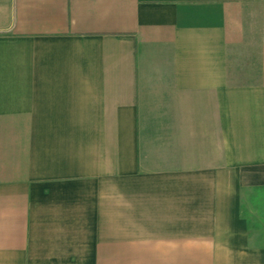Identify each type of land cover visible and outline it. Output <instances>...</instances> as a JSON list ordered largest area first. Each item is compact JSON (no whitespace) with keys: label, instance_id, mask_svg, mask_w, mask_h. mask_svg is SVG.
I'll return each instance as SVG.
<instances>
[{"label":"crops","instance_id":"crops-1","mask_svg":"<svg viewBox=\"0 0 264 264\" xmlns=\"http://www.w3.org/2000/svg\"><path fill=\"white\" fill-rule=\"evenodd\" d=\"M253 190L264 0H0V264H264Z\"/></svg>","mask_w":264,"mask_h":264},{"label":"rangeland","instance_id":"rangeland-1","mask_svg":"<svg viewBox=\"0 0 264 264\" xmlns=\"http://www.w3.org/2000/svg\"><path fill=\"white\" fill-rule=\"evenodd\" d=\"M250 194L252 196H250ZM250 194L247 197L246 210L251 224L254 225V230L252 232L254 237L253 243L258 246H264V197L260 198L258 191L255 190ZM262 195L264 194L262 193ZM251 197H255V199Z\"/></svg>","mask_w":264,"mask_h":264}]
</instances>
